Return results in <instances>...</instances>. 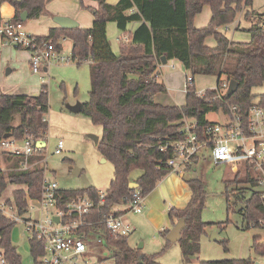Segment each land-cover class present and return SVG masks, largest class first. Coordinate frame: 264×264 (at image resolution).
I'll return each instance as SVG.
<instances>
[{
	"label": "trees",
	"instance_id": "1",
	"mask_svg": "<svg viewBox=\"0 0 264 264\" xmlns=\"http://www.w3.org/2000/svg\"><path fill=\"white\" fill-rule=\"evenodd\" d=\"M50 1L22 0L18 3L15 0H0V3H11L16 10L15 21H22L23 12L28 14V20L39 19ZM80 1L83 9H91L85 0ZM93 1L98 3V7L93 9L92 28L58 27L52 29L48 36L36 38L51 41L52 47L58 51L62 50V42L69 39L73 45V61H77V65L84 62L90 64V99L82 105L81 112L91 117L93 123L102 126L103 136L97 147L114 166V177L100 213L105 215L129 199L134 190L130 176L135 170L143 172L135 184L145 196L155 189L160 179L171 173L168 161L173 152H163L161 148L181 137L180 130L185 119L195 120L199 131H202L210 124L208 115L227 111V105L239 106L244 115L255 104L264 107V95L258 101L253 95L254 88L264 86V13L253 15L254 0H120L116 5L109 4L107 0ZM205 7L211 9L210 22L205 28H196L195 19ZM243 13L247 20L253 19L246 30L250 40L237 42L220 29L234 23ZM109 23H115L123 33L127 32L130 24H139L132 34L122 39L118 55L108 38ZM210 36L215 40L214 47L207 44ZM163 57L168 61H178L193 78L214 76L217 77L218 88L221 89L223 82L230 84L234 81L237 89L230 98L226 94L222 99L208 101L216 92L209 89L206 96L201 97L193 82L187 86L183 107L159 104L155 96L166 90L158 81L157 72ZM49 108L47 86H43L37 96L0 94V140L11 134L18 140L30 138L46 143L49 123L45 116ZM45 150H40L31 158L34 165L29 169L20 167V158L5 152L1 154L7 169H0V201L8 186L15 185L13 197L8 203H15L21 216L27 214L29 200L42 196L46 173V168L42 166ZM242 172L245 182L257 187V178L249 167L239 170L233 182L239 183L238 176ZM190 184L193 194L188 206L169 211L170 219L186 220L179 240L185 261L201 252V239L209 225L202 221L205 193L197 179ZM60 194L67 201L88 196L97 202L100 191L89 187L61 190ZM261 196L260 192H254L245 203L244 214L249 228L252 222L257 223L264 218ZM101 215L93 216L96 224L88 230H91L92 236L97 234L104 239L116 264H161L156 256L143 255L132 248L128 237L113 235L99 223ZM15 227L16 223L0 211V248L6 264H23L13 242ZM170 231L163 232L165 237ZM253 251L257 256L264 257V242L260 237L253 239ZM30 252L37 263V258L43 253L42 244L36 239L31 240ZM255 262L249 258L203 261L200 264Z\"/></svg>",
	"mask_w": 264,
	"mask_h": 264
},
{
	"label": "rangeland",
	"instance_id": "2",
	"mask_svg": "<svg viewBox=\"0 0 264 264\" xmlns=\"http://www.w3.org/2000/svg\"><path fill=\"white\" fill-rule=\"evenodd\" d=\"M253 10L254 16L257 13H264V0H254ZM205 20L206 16L196 17L195 24L201 25ZM238 21L242 23L240 28H238ZM251 21L247 20L243 13L234 23L223 27L221 31L234 41L248 42L250 35L246 30L251 26ZM110 27L115 32L118 31L114 23H110ZM111 32L112 30H110V36ZM117 38L116 34L113 35L112 44L116 50L119 44ZM211 38L215 45L214 38ZM62 46V54L70 57L72 52L71 41L65 39ZM12 48L23 50L24 52H21L22 57L30 55L29 51L25 49H18L13 46ZM19 61L15 71L9 75V70L13 69L11 66L0 67V87L3 89L6 86L10 92L39 95L42 87L47 86L50 108L45 117L49 123V132L42 159V166L46 168L47 178L57 181L60 190L70 191L84 189L86 183L82 176H85L91 187L107 195L114 177V166L110 161H104L105 158L94 140V137H97L99 141L101 140L103 128L101 125L93 123L92 118L83 112H73L67 107L89 102L91 91L90 64L84 62L77 65V61H71L68 64H54L45 73V82L43 83L40 77L32 72L30 62L28 63L26 58L25 61L24 59ZM22 62H25L24 67ZM177 65L178 70H184L181 64ZM195 86L197 90L213 89L217 86V79L214 76H197L195 77ZM253 95L258 101L264 95V86L254 88ZM208 120L220 121L222 118L217 113H211L208 115ZM59 141L64 142L62 154L55 153ZM1 154L0 150V169L6 171L7 165ZM77 169L81 170L80 176L75 174ZM141 174V170H135L131 174V179L137 178ZM180 175L174 173L176 181L178 179L177 182L191 186L190 183H194L197 179L199 186L205 193L202 221L209 225L206 227V234L201 239V252L185 261L182 256L181 243L179 241L168 243L164 233L159 230L167 227L169 208L177 207L173 196L170 199L166 198L165 203L161 202L159 206L155 207L160 218L166 221L162 225L155 226L150 222L147 215L149 211L147 207L148 197H146V207L143 213L145 216L133 212L123 214V219L133 229L128 237L129 244L144 255L156 256L161 264H200L203 261L249 258L264 264V257L257 256L253 251V239L255 237H260L261 242H264V229L249 228L244 214L247 199L254 192H259L261 188L246 183L243 172L238 176L239 183L233 182L237 173L228 165H216L209 150L203 151L198 162L194 163L192 170L186 174L185 179ZM15 189L16 186L10 184L3 194L2 200L12 199ZM171 193L177 197L181 196V191L174 186L170 189ZM114 209L125 211L127 208L122 205ZM214 237H218L221 241H215ZM13 242L22 256L23 264H37L31 255L30 241L23 223L16 224L13 231ZM101 250L103 257L110 256L104 248ZM2 253L3 250L0 248V255ZM92 259L94 260L95 257Z\"/></svg>",
	"mask_w": 264,
	"mask_h": 264
},
{
	"label": "built area",
	"instance_id": "3",
	"mask_svg": "<svg viewBox=\"0 0 264 264\" xmlns=\"http://www.w3.org/2000/svg\"><path fill=\"white\" fill-rule=\"evenodd\" d=\"M0 33L7 43L30 53L32 72L45 82V73L54 64H68L72 57L62 54L52 47L51 41H39L36 36L26 31L22 21H7L0 26ZM194 82L187 75V86ZM229 83L223 82L221 89L213 88L216 94L208 101L222 99L227 94ZM208 90L200 91L199 96L205 97ZM222 120L210 121L202 131L195 120L185 119L180 130V138L168 142L161 148L171 150L173 157L168 161L171 173L184 175L186 170L196 163L203 151H210L216 165H228L234 172L249 167L257 178L264 210V107L255 104L246 115L237 105H227V111L219 113ZM46 148V143L35 142L30 138L18 140L8 138L0 140V150L20 158V167L29 169L34 164L31 158ZM64 142L59 141L55 153L62 154ZM57 181L46 176L43 180L42 196L35 201L29 200L26 215H19L15 203L8 200L0 201V211L13 223H23L29 241L36 239L43 247V253L37 258V264H116L110 256L103 257L101 248L106 249L105 241L99 235L92 236L93 216L101 215L107 195L100 192L96 202L88 196L74 200H64L60 194ZM125 212L143 214L146 207V196L140 188H136L124 204ZM36 213V214H35ZM124 211L112 209L108 214L101 215L100 224L115 236L129 237L132 227L123 219ZM58 219V221H56ZM250 228H263L264 218L257 223L252 222ZM92 257H95L93 260ZM0 264H6L2 254Z\"/></svg>",
	"mask_w": 264,
	"mask_h": 264
},
{
	"label": "crops",
	"instance_id": "4",
	"mask_svg": "<svg viewBox=\"0 0 264 264\" xmlns=\"http://www.w3.org/2000/svg\"><path fill=\"white\" fill-rule=\"evenodd\" d=\"M119 1L120 0H107V2L111 5H116ZM85 4L87 6H89L92 10L91 9L90 10L89 9H83L81 6L80 0H51L47 4L45 13L39 19H34V20H28L27 19L25 21L24 25H25L26 31L29 34L36 36V37L48 36L52 29L60 27L58 24H56L54 22V18L57 16L71 18V19L75 20L76 22H78L80 28L90 29V28H92L93 23H94L93 9H96L98 7V3L93 1V0H85ZM15 14H16L15 7L11 3H9V2L0 3V26L7 21H14L15 20ZM211 15L212 14H211L210 7H205L203 12L201 14H199L197 17L199 18L200 16H206V20L201 25L195 24V27L196 28L207 27L209 22H210ZM195 21H196V19H195ZM241 24H242L241 21H238V28L241 27ZM138 26H139L138 23H132L128 26L127 32L123 33L122 31H120L117 28V25H116V28L118 31L115 32L114 29L112 27H110V23L108 24V27H107L108 38H109V41H110V44H111L113 50L115 51V53L117 55L120 53V43H121L122 39L125 36H129L130 34H132ZM221 29H220V31H221ZM110 30H112L111 36H110ZM115 34L118 36L117 41L119 43L117 50L114 49L113 44H112L113 35H115ZM210 40H212L211 36L208 37L207 44L211 47H214L215 45H214L213 40L212 41H210ZM63 42H62V44H63ZM22 51L23 50L20 51V50L13 49L12 46L7 43L6 39L0 33V67L1 66H4V67L11 66L13 69L9 70L8 75L15 71V67L17 66V64L20 63L19 60L24 59V61H25V58H26V60H28V63L30 62V55H28L27 57H22L21 56ZM177 64H180V63L178 61H175V60H170L167 62V64L162 63L158 67V71H157L158 72V81L166 87V90L164 93L157 94L155 96V101L159 104L164 105V106L183 107L186 104V96H187L186 77L188 74L184 70L183 71L178 70ZM22 66L23 67L25 66V62H22ZM23 67H22V69H23ZM199 76H202V75H199ZM215 78L217 79V77H215ZM194 83H195V77H194ZM204 90H209V88L208 89L203 88V89H199L197 91L200 92V91H204ZM0 94L37 96V95H29V94L22 93V92H20V93L10 92V91H8L6 86H4L3 89L0 87ZM196 161L198 162V159ZM189 170L191 171L192 167H190ZM188 172H185L184 175H180V176L185 179L186 174ZM142 174H143V172H142ZM139 177L131 179V176H130V181L132 183H135ZM177 181H178V179H177ZM177 181L175 179L174 173H169L166 176H164L162 179H160L157 182L155 189L150 194H148V196H146V197H148L147 207L149 208L147 215L150 218V222H152L155 226H159V225H162L163 223H166V221H164L160 218L159 213L155 210V207L159 206L161 204V202L165 203L166 198L170 199L171 196H173V200H174L176 206L179 207V208L176 207V209H180V210L185 209L192 199L193 192H192L191 186L189 184L185 185V184L179 183ZM173 186L176 189L181 191L180 197H177L174 193L170 194V189ZM7 200H9V199H7ZM33 201H35V200H33ZM175 204H173V205H175ZM171 209H173V208H171ZM169 211H170V208L168 210V218H169ZM117 212L122 213L123 210H121V211L117 210ZM124 213H125V211H124ZM143 215L145 216V214H143ZM178 222L179 221L176 219L172 220L169 218V221H167V227L165 229L160 228L159 230H161L162 232H164L166 230H172ZM166 239H167V237H166ZM128 242H129V240H128ZM134 249H137V248H134ZM105 250L108 252L107 248ZM141 254H142V252H141Z\"/></svg>",
	"mask_w": 264,
	"mask_h": 264
},
{
	"label": "water",
	"instance_id": "5",
	"mask_svg": "<svg viewBox=\"0 0 264 264\" xmlns=\"http://www.w3.org/2000/svg\"><path fill=\"white\" fill-rule=\"evenodd\" d=\"M16 2L20 3L22 0H15ZM28 19V14L26 12H23L21 15V20L23 22H25ZM54 22L56 24H58L61 28L64 29H75L77 27H79L78 22H76L75 20L68 18V17H61V16H57L54 18ZM168 60L166 59V57L162 58V63L163 64H167ZM237 83L232 81L229 85V89L227 92V97L230 98L234 92L237 89ZM69 110L73 111V112H81L82 109V105L78 104L76 106H67ZM12 135L11 134H7L4 136V139H8L11 138ZM95 143L98 144L99 140L97 137H94ZM104 161H106V159H104ZM75 174L80 176L81 175V170L77 169L75 171ZM85 183H86V188L91 187L90 183H88V181L86 180L85 176H82ZM131 188L136 189L137 185L135 183L131 184ZM56 221H58V219H56ZM186 227V220L182 219L180 220L175 226L174 228L170 231V233L167 235V240L171 243H175L177 241L180 240L181 235L183 233V230ZM215 241H219L220 239L218 237H214L213 238ZM221 241V240H220ZM255 264H260L259 262H255Z\"/></svg>",
	"mask_w": 264,
	"mask_h": 264
}]
</instances>
